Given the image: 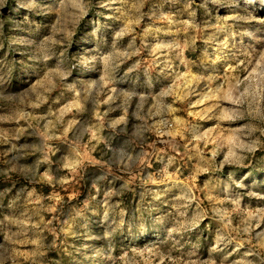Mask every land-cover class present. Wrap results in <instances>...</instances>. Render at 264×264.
Here are the masks:
<instances>
[{"label": "rangeland", "instance_id": "obj_1", "mask_svg": "<svg viewBox=\"0 0 264 264\" xmlns=\"http://www.w3.org/2000/svg\"><path fill=\"white\" fill-rule=\"evenodd\" d=\"M0 264H264V0H0Z\"/></svg>", "mask_w": 264, "mask_h": 264}]
</instances>
